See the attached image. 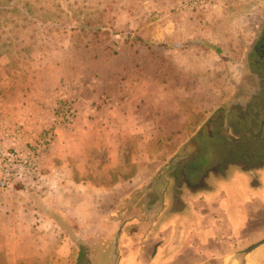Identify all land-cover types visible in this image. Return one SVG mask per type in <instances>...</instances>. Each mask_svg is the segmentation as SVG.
<instances>
[{"label": "rangeland", "instance_id": "1", "mask_svg": "<svg viewBox=\"0 0 264 264\" xmlns=\"http://www.w3.org/2000/svg\"><path fill=\"white\" fill-rule=\"evenodd\" d=\"M263 27L264 0H0V264H9L14 242L16 249L35 250L31 264L39 259L74 264L78 247L85 251L75 239L61 244L59 225L36 212L33 199L14 186L42 195L59 219L67 198L76 205L61 189L67 183V151L75 170L83 163L99 173L83 177L79 170L82 177L73 178L101 183L118 178L107 175L116 170L109 149L84 152V142L92 144L93 137L100 136L110 148L109 137L121 138L123 131L119 148L126 150V167L148 172L140 177L149 185L156 182L153 169L171 172L167 165L192 151L178 141L211 115L227 113L239 134L257 130L264 114V57L253 47ZM174 74L179 82L173 83ZM115 84L127 91V107L142 101L154 107H148L151 122L137 136L130 135L131 127L118 129L134 123L128 109L126 117L107 111L103 94L114 93ZM64 102L78 112L71 124L54 121ZM108 114L110 126L91 127ZM79 122L85 129L75 139ZM49 129L56 130L55 138L44 144ZM243 236L224 241L222 250L209 257L211 264H234L247 246L264 237L262 211ZM104 242L112 245V239ZM106 255L102 247L93 260L118 264L116 256ZM85 258L81 255L79 264H87Z\"/></svg>", "mask_w": 264, "mask_h": 264}, {"label": "crops", "instance_id": "2", "mask_svg": "<svg viewBox=\"0 0 264 264\" xmlns=\"http://www.w3.org/2000/svg\"><path fill=\"white\" fill-rule=\"evenodd\" d=\"M115 85L114 93L103 94L107 111L110 114L123 113L126 117L129 110L130 115L135 116L134 123L118 129L131 127L130 135L137 136L151 122L148 107H154L140 100L141 96V104L127 107V91ZM155 101L163 105V100L157 96ZM226 115H217L223 118V122L217 124L218 132L214 127L217 117L213 118V115L198 131L194 128L188 131L178 142L189 144L192 151H188L186 157L178 154V158L167 165L166 171L171 169L168 174L164 173V168L162 171L153 169L150 176L156 182L149 185L147 178L140 177L142 168L135 173L130 166L126 167V150L119 148L124 140L123 131L121 138L109 137L110 148H106L105 141L97 135L91 139L92 144L84 142V152L94 154L96 146L101 151L109 149L113 159L109 158L116 170L107 171V175L118 178L108 183L76 179L82 177L81 174L91 177L99 173L86 169L82 163L80 174L70 165L71 152L67 151L65 159L68 160L64 164L67 183L61 184V189L69 195L67 197L74 198L71 200L76 205L67 198V209L61 210L59 219L46 208L45 200L43 208L37 207L35 202L33 209L42 211L44 216L59 225L61 244L68 239L82 244L87 264H96L93 260L95 252L99 253L102 247L108 253L106 256H116L118 264H211L209 257L222 250L224 241L243 239L248 222L258 217L261 211L264 214V145L260 144L264 137L258 135L260 119L256 131L239 134ZM108 116L101 123L93 122L91 127L106 129L105 122L110 121ZM111 120L115 119L111 117ZM155 126L158 127V123ZM74 128L75 136L72 132L70 135L80 139V129H85V123H76ZM95 132L100 134L99 130ZM223 134L228 144L220 143ZM244 143L250 145L249 152L237 147ZM143 175L148 176V172ZM133 209L136 210L134 214ZM104 225H107L106 230ZM111 239L112 245L104 242ZM100 242L103 246L99 245ZM16 243L8 251L9 264H31L30 255L35 250L16 249ZM83 252L78 247L74 264H79ZM41 254L39 256H43ZM38 262L36 264H45L43 259Z\"/></svg>", "mask_w": 264, "mask_h": 264}, {"label": "built area", "instance_id": "3", "mask_svg": "<svg viewBox=\"0 0 264 264\" xmlns=\"http://www.w3.org/2000/svg\"><path fill=\"white\" fill-rule=\"evenodd\" d=\"M78 112L76 109L69 105L68 103L64 102L60 104L55 110L54 121L55 123L63 122L64 124H71L75 117L77 116ZM56 130L49 129L44 133L43 139L41 140L44 144H50L55 138Z\"/></svg>", "mask_w": 264, "mask_h": 264}, {"label": "flooded vegetation", "instance_id": "4", "mask_svg": "<svg viewBox=\"0 0 264 264\" xmlns=\"http://www.w3.org/2000/svg\"><path fill=\"white\" fill-rule=\"evenodd\" d=\"M254 50H253V52L257 55V56H262V57H264V27H263V29L261 30V32H260V34H259V36H258V39H257V41H256V43H255V45H254ZM220 122H223V118L220 116H218L217 117V121H216V123H215V132H218V129H217V124H219ZM260 125H261V127H260V129H259V132H258V135L260 136V137H263L264 136V114L260 117ZM254 131H256V130H254ZM254 134H255V132H254ZM224 135L225 134H223L222 135V139L220 140V143H225V144H228V142L225 140L226 138H224ZM224 139V140H223ZM261 146L263 145V142H262V138H261ZM239 149H244V151H246V152H249V150H250V145L248 144H242V145H240V144H238V146H237ZM245 153V152H244ZM246 154V153H245ZM245 159V158H244Z\"/></svg>", "mask_w": 264, "mask_h": 264}, {"label": "water", "instance_id": "5", "mask_svg": "<svg viewBox=\"0 0 264 264\" xmlns=\"http://www.w3.org/2000/svg\"><path fill=\"white\" fill-rule=\"evenodd\" d=\"M259 248H264V237L247 246L237 257L234 264H264V255L256 258L253 256Z\"/></svg>", "mask_w": 264, "mask_h": 264}, {"label": "trees", "instance_id": "6", "mask_svg": "<svg viewBox=\"0 0 264 264\" xmlns=\"http://www.w3.org/2000/svg\"><path fill=\"white\" fill-rule=\"evenodd\" d=\"M178 45H171L169 48H177ZM208 48L214 49L217 52H221L220 49L216 46L213 45H205ZM176 80V82L180 81V78L174 74L172 77V81L174 83V81ZM14 188L16 189V191L21 192V193H25L27 194V197L29 199H33L34 202H36L37 207L43 208L44 207V202H43V198L42 195L40 194H34V193H26L25 189L22 187V185H16L14 186Z\"/></svg>", "mask_w": 264, "mask_h": 264}, {"label": "bare ground", "instance_id": "7", "mask_svg": "<svg viewBox=\"0 0 264 264\" xmlns=\"http://www.w3.org/2000/svg\"><path fill=\"white\" fill-rule=\"evenodd\" d=\"M255 255L256 258L261 257L264 255V248H259L256 252H254L253 256Z\"/></svg>", "mask_w": 264, "mask_h": 264}]
</instances>
